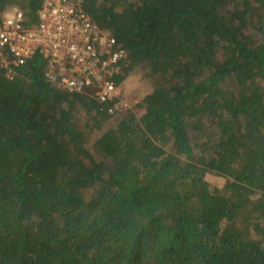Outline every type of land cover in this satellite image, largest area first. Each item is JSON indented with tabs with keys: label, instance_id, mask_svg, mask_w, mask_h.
<instances>
[{
	"label": "trees",
	"instance_id": "1",
	"mask_svg": "<svg viewBox=\"0 0 264 264\" xmlns=\"http://www.w3.org/2000/svg\"><path fill=\"white\" fill-rule=\"evenodd\" d=\"M81 6L127 53L121 91L151 88L109 114L38 54L0 65V264H264V0Z\"/></svg>",
	"mask_w": 264,
	"mask_h": 264
},
{
	"label": "built area",
	"instance_id": "2",
	"mask_svg": "<svg viewBox=\"0 0 264 264\" xmlns=\"http://www.w3.org/2000/svg\"><path fill=\"white\" fill-rule=\"evenodd\" d=\"M82 0H43L38 22L26 28L19 10L0 19V65L11 78L13 66L38 54L48 63L46 76L67 92L92 89L108 113L126 112L132 102L122 95L115 77L127 53L108 30L101 29L81 6Z\"/></svg>",
	"mask_w": 264,
	"mask_h": 264
},
{
	"label": "rangeland",
	"instance_id": "3",
	"mask_svg": "<svg viewBox=\"0 0 264 264\" xmlns=\"http://www.w3.org/2000/svg\"><path fill=\"white\" fill-rule=\"evenodd\" d=\"M12 9L8 10L10 13ZM151 85L149 82L143 80L139 74H131L126 77L122 85V93L127 97H132V99L137 102L146 93L150 91ZM136 105L132 106V109ZM131 109V110H132ZM206 180L209 182L211 187H222L224 185L225 179L214 172H208L206 174Z\"/></svg>",
	"mask_w": 264,
	"mask_h": 264
}]
</instances>
